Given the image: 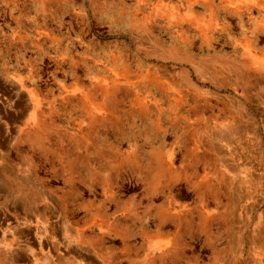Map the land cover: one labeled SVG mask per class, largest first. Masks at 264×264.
<instances>
[{
  "label": "rangeland",
  "instance_id": "rangeland-1",
  "mask_svg": "<svg viewBox=\"0 0 264 264\" xmlns=\"http://www.w3.org/2000/svg\"><path fill=\"white\" fill-rule=\"evenodd\" d=\"M0 264H264V0H0Z\"/></svg>",
  "mask_w": 264,
  "mask_h": 264
},
{
  "label": "bare ground",
  "instance_id": "bare-ground-1",
  "mask_svg": "<svg viewBox=\"0 0 264 264\" xmlns=\"http://www.w3.org/2000/svg\"><path fill=\"white\" fill-rule=\"evenodd\" d=\"M14 85H15V84H14ZM17 87H18V86H17ZM23 87H24V86H23ZM28 90H29V89H28ZM25 92H26V91H25ZM31 99H32V98H31ZM27 103H28V102H27ZM25 114H26V113H25ZM28 114H29V113H28ZM29 116H30V115H29ZM30 122H31V121H30ZM30 122H29V123H30ZM32 126H33V125H32ZM22 135H23V134H22ZM19 139H20V138H19ZM58 235H59V234H58ZM61 255H63V254H61ZM67 261H68V260H67Z\"/></svg>",
  "mask_w": 264,
  "mask_h": 264
}]
</instances>
